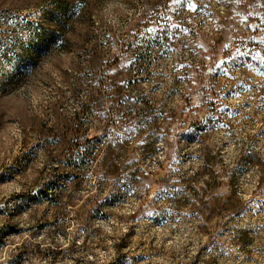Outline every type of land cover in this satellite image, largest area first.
I'll return each mask as SVG.
<instances>
[{
	"label": "rangeland",
	"instance_id": "374dc122",
	"mask_svg": "<svg viewBox=\"0 0 264 264\" xmlns=\"http://www.w3.org/2000/svg\"><path fill=\"white\" fill-rule=\"evenodd\" d=\"M0 174V264H264V0H0Z\"/></svg>",
	"mask_w": 264,
	"mask_h": 264
},
{
	"label": "trees",
	"instance_id": "16d2710c",
	"mask_svg": "<svg viewBox=\"0 0 264 264\" xmlns=\"http://www.w3.org/2000/svg\"><path fill=\"white\" fill-rule=\"evenodd\" d=\"M152 33L154 34L156 32L153 31ZM86 64H87L88 68L93 69L95 62L93 61V59H91V57H88L86 59ZM105 82H107V81L103 77L101 79V81H100V85L101 86L104 85ZM95 94H98V93H95ZM89 105L90 106L92 105V106H94L96 108L95 116L97 117V119L98 120L102 119L103 110H102L100 101L98 99H95L93 96L89 97V99L87 101V104L82 107V111L83 112H86V111L88 112ZM77 134L78 133H75L74 141L69 143L68 145H65L64 147H62L61 150L59 151V154L56 155V157H54L53 161L56 162L57 165H61V166H66L67 165L68 159L71 158V151L73 149V146L75 144H77V142L79 141V137L77 136ZM96 135H97V133H94V134H91L89 136H90V138H93ZM46 190L47 189L41 188V189L34 190V191L26 193V194L17 195V197H20V199H18V200H20L22 204H34L40 198H42V196L44 194H46ZM30 193H32L34 195H29ZM21 246H22L21 244L14 246L13 251H16V252L19 251L22 248Z\"/></svg>",
	"mask_w": 264,
	"mask_h": 264
},
{
	"label": "snow or ice",
	"instance_id": "6c2138e0",
	"mask_svg": "<svg viewBox=\"0 0 264 264\" xmlns=\"http://www.w3.org/2000/svg\"><path fill=\"white\" fill-rule=\"evenodd\" d=\"M182 2V0H173V3L176 4H180ZM191 7H195L194 5H190ZM5 179V177L3 176V174H0V182H3ZM29 195H34L32 193H30ZM17 199H20V197H17ZM4 214V206H0V215Z\"/></svg>",
	"mask_w": 264,
	"mask_h": 264
}]
</instances>
